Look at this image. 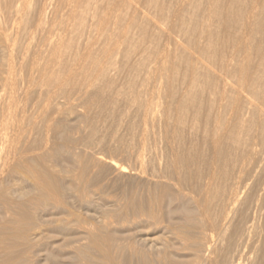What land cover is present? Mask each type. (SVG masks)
I'll return each mask as SVG.
<instances>
[{
	"label": "rangeland",
	"instance_id": "1",
	"mask_svg": "<svg viewBox=\"0 0 264 264\" xmlns=\"http://www.w3.org/2000/svg\"><path fill=\"white\" fill-rule=\"evenodd\" d=\"M29 1L13 52L16 81L6 86L0 38V264H205L208 222L219 215L237 176L244 189L217 243L218 261L236 264L244 251L252 255L248 264H264V117L247 125L257 145L240 169L241 151L234 145L215 150L209 142L215 110L206 96L187 101L182 127L173 109L212 0H84L68 33L61 29L74 0H56V15L43 24L59 40L50 84L26 80L45 36L29 34L43 0ZM229 1L216 0L220 9ZM5 4L0 0L3 11ZM177 8L185 18L179 36L169 33ZM263 9L250 47L252 58L257 52L264 63V49H257ZM222 22L209 25L221 30ZM164 45L170 61L149 81L143 71ZM263 68L256 74L257 98L264 92ZM211 168L217 179L205 214L195 198ZM254 221L259 228L253 230Z\"/></svg>",
	"mask_w": 264,
	"mask_h": 264
},
{
	"label": "bare ground",
	"instance_id": "2",
	"mask_svg": "<svg viewBox=\"0 0 264 264\" xmlns=\"http://www.w3.org/2000/svg\"><path fill=\"white\" fill-rule=\"evenodd\" d=\"M5 1L7 4V5L6 4L5 5L7 6L8 9L6 11H3V7H2V9L0 7V38L2 41L1 47H2L3 53L7 57V59H5V60H7L6 65H5V72H3L4 74L1 77L4 85L6 86V85H11L16 81V75L17 74L15 75V65H16L15 60L17 57L16 58L14 57L13 52H14L15 46L18 42V40H17L18 39V33H20V32H18V29H20L18 24H19L20 20L23 18V16L25 15L26 7L28 6L27 3L29 0H5ZM83 1L84 0H74V2H73L74 4L71 5L69 13L66 16L65 24H64L63 28L61 29L62 33H68L71 30V27H73V25H74L73 23H74L75 18H76L74 11L78 8L79 4L82 3ZM236 1L235 0L229 1L223 9L218 8L219 7L218 4H220V3H217L216 0H212V3H209V5L205 11V16L203 18V22H202L200 27L198 26L199 29H197V31L198 30L199 31H198V33H196L197 37L195 36L196 39L195 40L193 39L194 40V46H193L192 51H193V54H195V57H191V59L186 58V59H190L187 62V64H188L187 75L184 78V80H182L180 82L181 85L179 86L180 87L179 90L176 92L174 91L175 92L174 96H175L176 100L174 101L175 103L173 104V109L177 113L176 123L182 127V126L186 125V121L184 120L182 113L184 110L183 108H184L185 104L187 103V101L192 99V98H194V99L197 98L195 96L199 93L202 94V97H204V98L206 96L205 100L208 101V104L211 107V109L214 108V110H215V114H214V117L212 119L211 131L209 132V142L215 150H221L225 147L226 148L230 147V145H234L235 148H237L239 151H241L240 155H241V159L243 160V162H238V164H239L240 169H242L246 165L249 164V162H245V161L251 160L253 158V156L255 154V147L257 145L256 136L250 135L249 133L247 134V130H246L247 125L252 126V128H253L257 122H260L261 117H264V92H263L262 96L259 98H257L256 94L254 93L255 85L257 84L256 77L258 76V75L256 76V74H258L259 70L263 68V64H264L263 58L261 57V54L256 52L257 57H255V60H254V58H252L253 53H252V49H251L253 45L250 47V44H253V42L251 43V41L254 40V38H256L255 37L257 34L256 32L258 31L257 29H258L260 22H261V12L259 14H258V12L260 11L259 10L260 8H263L264 0H249V1L247 0V3H243V1H242L241 5H238L237 4L238 2H236ZM105 3H106V1H105ZM56 4H57L56 0H43L41 7L38 10V14H37L38 17L36 19L37 21L35 19H32V20H35L34 21L35 25L33 27V30L30 31L29 34H34V33H36V34L41 33L42 34L44 32L45 36H43V38L40 41V44L37 45V48L35 47L36 51L30 58L29 69L31 72L29 73L28 76L26 75L27 76L26 80L29 82H31V81L36 82L38 80L40 83L45 84L48 82V84H50L49 82L54 75L55 58L57 57L56 52L58 49L59 40L57 38V34H56L55 30L53 29V27L51 25L47 26V24H46L47 28H45V27H43L44 26L43 24H44V22L46 23L47 15H49V14L56 15ZM156 4H158V3H156ZM182 4H184V2ZM220 5H223V4H220ZM237 5H238V7H237ZM151 6L153 7L152 3H151ZM183 7H182V9H183ZM223 10H224V13H223ZM111 13H112V11H111ZM262 13L264 15V11ZM183 15H184L183 11L181 12V10H179L177 8L175 13H174V17H175L174 20L175 21L170 26V28H169L170 32L169 33L173 34L174 32L177 33V31L181 30L182 23L185 19L183 17ZM55 17L56 16H54L53 18L55 19ZM50 18H48L49 21H50ZM53 18H51V19H53ZM218 18H221V20L223 21L222 22V29L219 30V27H221L220 24H219L220 26L217 25L218 26L217 28L212 29V26H210L209 24L212 25V23L213 22L215 23ZM29 20H28V22H29ZM103 20H104V18H103ZM103 20H102V22H103ZM52 22L53 21L51 20V23ZM105 22H107V21H105ZM47 23H48V21H47ZM107 26H108V24H107ZM101 28H102V26H101ZM31 29H32V27H31ZM118 33H117V35H118ZM180 33L182 36L184 32L182 33L180 31ZM44 34H42V35H44ZM177 34L179 36V33H177ZM185 34H186V32H185ZM126 35H127V33H126ZM106 36H108V35H106ZM169 36H171V35L169 34ZM126 37L125 36L122 37L123 41L127 40ZM174 38H177V37H175V36L172 37V39H174ZM116 39H117V36H116ZM30 40H31V38H30ZM34 40H37V39H34ZM181 44H182V42H181ZM167 45H168V43H167ZM65 47H66V45H65ZM189 48H191V47L189 46ZM170 49H171V47H170ZM183 49H185V48H183ZM257 49L258 50L264 49V32L261 34V36H259V45H258ZM185 50H183V53H185L184 52ZM217 50H218V53L216 54ZM115 51H117V50H115ZM190 51H191V49H190ZM105 52H103V53H105ZM175 52H177V50ZM186 52L188 53V49ZM103 53H102V55H103ZM144 54H145V52H144ZM193 54H192V56H193ZM168 55H169L168 46L164 45V47L159 52L158 58L156 56V59L154 61L152 60L151 64H149L146 68L144 67L145 70L143 71V73L148 74V76L150 77L149 81L151 79H153L154 74L159 70L158 66L168 60L167 59ZM262 55H264V54H262ZM43 56H45V58ZM84 57H85L84 55L81 56L82 59H84ZM87 57L89 59V57H92V56L87 55ZM110 57H111V55H110ZM141 57H142V55H141ZM96 58H97V56H96ZM176 58L174 57L173 59H176ZM88 61H90V60H88ZM91 61L94 62L93 60H91ZM168 61H170V60H168ZM139 62H141V61H139ZM184 62H185V59H184ZM99 63H101V62H99ZM165 63L168 64L169 62H165ZM92 64H94V63H92ZM96 65H97V63H96ZM135 65H136V63H135ZM27 66H28V64H27ZM138 66H140V65H138ZM3 67L4 66H2V69H3ZM92 67H93V65H92ZM164 67H163V69H164ZM95 68H97V67H95ZM103 68H104V66H103ZM107 69H109V68H106V71H108V72L111 71V73H112V71H115L113 69H110V70H107ZM140 69L141 68H139V70ZM170 69H172V68H170ZM25 70H26V68H25ZM56 71L58 72V70H56ZM93 71H94V68H93ZM171 71L173 72L174 70H171ZM263 71H264V68H263ZM99 72L102 73L105 71L99 70ZM163 72L161 75H163ZM105 73H107V72H105ZM169 73H170V71H169ZM58 74H60V73H58ZM115 74H112V75H115ZM131 74H132V72H131ZM159 74H160V72H159ZM99 75H101V74H99ZM173 75H175V73ZM110 76H111V74H110ZM131 77H133V76L131 75ZM56 78L57 77H55V79ZM172 78H173V76H171L170 78L168 77L167 79H164L166 82V85H169L171 82L173 83L174 80H172ZM62 79H61V81H62ZM134 79L135 78H133V80ZM156 80L157 79H154V81H156ZM54 81H56V80H54ZM57 81H59V80H57ZM63 82H65V81L63 80ZM1 83H2V81H1ZM135 83H136V80H135ZM130 84H131V82H130ZM51 86H53V85H51ZM171 86H170V88H171ZM155 87H156V85H155ZM171 89L175 90L173 88H171ZM151 99H152V97H151ZM151 101L153 102V100H151ZM178 158H177L178 161H182V159H184L182 156L180 159H178ZM176 163H180V162H176ZM182 164H183V162H182ZM121 171H125V169L121 168L120 172ZM237 178H238L237 179L238 181L237 182L235 181L234 187L231 189L228 196L222 201V203L220 205L221 211H220L219 215L215 219L209 220V222H208V227H207L206 233H205V240H206L205 264H219V261H218L219 253H218L216 246H217V243L219 242L220 236L223 234L224 230L226 229L228 223L231 220V217L233 216L232 214H233L235 205L239 201L240 194L243 192L242 190L244 189L243 187L241 188V186H239L240 176H237ZM216 179H217V171L215 168H211V170L208 173L203 185L200 187V191H199L197 197L195 198L197 205L199 206V208L202 209V211L205 214L208 212V209H209V198H210V194L212 193L213 185H214V182L216 181ZM254 225H255V221L252 223V229L253 230H254V228L256 229L257 226L259 228V225H256L255 227H254ZM251 257H252L251 253H248V252L244 253V251H243V253L239 256L236 264H248L251 260Z\"/></svg>",
	"mask_w": 264,
	"mask_h": 264
}]
</instances>
